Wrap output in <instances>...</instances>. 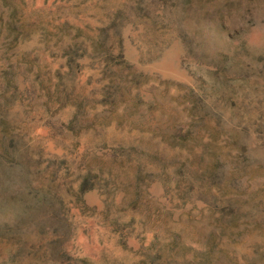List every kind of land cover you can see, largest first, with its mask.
Masks as SVG:
<instances>
[{
	"label": "rangeland",
	"instance_id": "rangeland-1",
	"mask_svg": "<svg viewBox=\"0 0 264 264\" xmlns=\"http://www.w3.org/2000/svg\"><path fill=\"white\" fill-rule=\"evenodd\" d=\"M0 264H264V0H0Z\"/></svg>",
	"mask_w": 264,
	"mask_h": 264
}]
</instances>
